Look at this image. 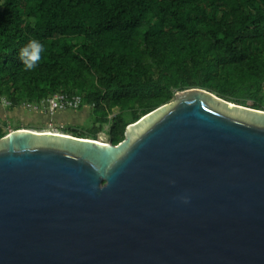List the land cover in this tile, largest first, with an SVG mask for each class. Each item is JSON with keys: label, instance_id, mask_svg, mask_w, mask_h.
Wrapping results in <instances>:
<instances>
[{"label": "water", "instance_id": "water-1", "mask_svg": "<svg viewBox=\"0 0 264 264\" xmlns=\"http://www.w3.org/2000/svg\"><path fill=\"white\" fill-rule=\"evenodd\" d=\"M0 264H264V110L190 87L117 144L9 131Z\"/></svg>", "mask_w": 264, "mask_h": 264}, {"label": "trees", "instance_id": "trees-1", "mask_svg": "<svg viewBox=\"0 0 264 264\" xmlns=\"http://www.w3.org/2000/svg\"><path fill=\"white\" fill-rule=\"evenodd\" d=\"M33 39L44 51L26 70ZM263 82L264 0H0V97L81 95L91 125L63 133L117 144L190 87L264 110Z\"/></svg>", "mask_w": 264, "mask_h": 264}, {"label": "crops", "instance_id": "crops-1", "mask_svg": "<svg viewBox=\"0 0 264 264\" xmlns=\"http://www.w3.org/2000/svg\"><path fill=\"white\" fill-rule=\"evenodd\" d=\"M71 111L74 110H56L51 114L47 108L32 110L23 104L8 106L3 103L0 97V132L6 134L18 128L37 130L43 126L47 127L49 124L62 125V120L73 116Z\"/></svg>", "mask_w": 264, "mask_h": 264}, {"label": "built area", "instance_id": "built-area-1", "mask_svg": "<svg viewBox=\"0 0 264 264\" xmlns=\"http://www.w3.org/2000/svg\"><path fill=\"white\" fill-rule=\"evenodd\" d=\"M263 94H264V82H263ZM3 100V103L5 105H12V103L6 99L5 97H1ZM83 104L82 97L79 94L76 93H68V92H56L52 95H50L47 98L41 99L39 101H29L26 100L23 102V105H25L27 108L32 110H39L41 108H47L49 113H54L56 110H77L81 108ZM52 125V124H49ZM57 126V125H56ZM59 129H48L47 131L52 132H61L63 133V125H58Z\"/></svg>", "mask_w": 264, "mask_h": 264}, {"label": "rangeland", "instance_id": "rangeland-1", "mask_svg": "<svg viewBox=\"0 0 264 264\" xmlns=\"http://www.w3.org/2000/svg\"><path fill=\"white\" fill-rule=\"evenodd\" d=\"M76 111V112H75ZM73 116H69L68 119L62 120L61 123H63V127L65 129H69L70 127H78V128H84L89 127L91 124V113L90 108L88 106H83L81 109H77L74 111H71ZM118 110H115V113H117ZM76 116V117H75ZM59 126H55L54 124L48 125L47 127L43 126L38 131L42 130H48V129H59ZM63 128V129H64ZM109 129V124H105L103 127V131L100 132V138L103 140H107V131ZM36 130V129H35Z\"/></svg>", "mask_w": 264, "mask_h": 264}, {"label": "clouds", "instance_id": "clouds-1", "mask_svg": "<svg viewBox=\"0 0 264 264\" xmlns=\"http://www.w3.org/2000/svg\"><path fill=\"white\" fill-rule=\"evenodd\" d=\"M44 51V46L38 40H29L26 45H24L19 50L20 61L26 70H32L37 66V63L41 60V53ZM174 183V181H170ZM181 201L183 203L189 202L188 196H181Z\"/></svg>", "mask_w": 264, "mask_h": 264}]
</instances>
